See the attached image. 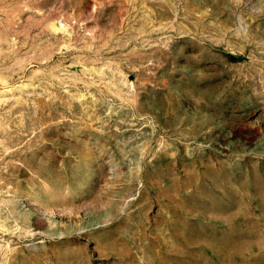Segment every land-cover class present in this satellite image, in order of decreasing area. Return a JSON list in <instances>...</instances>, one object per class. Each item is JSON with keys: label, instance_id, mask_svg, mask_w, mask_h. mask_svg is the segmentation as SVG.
Returning <instances> with one entry per match:
<instances>
[{"label": "rangeland", "instance_id": "obj_1", "mask_svg": "<svg viewBox=\"0 0 264 264\" xmlns=\"http://www.w3.org/2000/svg\"><path fill=\"white\" fill-rule=\"evenodd\" d=\"M0 264H264V0H0Z\"/></svg>", "mask_w": 264, "mask_h": 264}, {"label": "bare ground", "instance_id": "obj_2", "mask_svg": "<svg viewBox=\"0 0 264 264\" xmlns=\"http://www.w3.org/2000/svg\"><path fill=\"white\" fill-rule=\"evenodd\" d=\"M57 209V208H56ZM47 212V211H46ZM65 212H66V210L64 211V210H60V209H58V210H54V212L52 211V213H51V216L52 217H55V218H61L62 216H64L65 215ZM50 212H48V214H49Z\"/></svg>", "mask_w": 264, "mask_h": 264}]
</instances>
